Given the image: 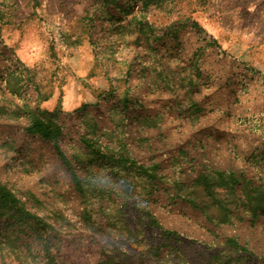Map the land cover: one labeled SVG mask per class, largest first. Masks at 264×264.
I'll use <instances>...</instances> for the list:
<instances>
[{
	"label": "rangeland",
	"instance_id": "374dc122",
	"mask_svg": "<svg viewBox=\"0 0 264 264\" xmlns=\"http://www.w3.org/2000/svg\"><path fill=\"white\" fill-rule=\"evenodd\" d=\"M0 184V264H264V0H0Z\"/></svg>",
	"mask_w": 264,
	"mask_h": 264
},
{
	"label": "trees",
	"instance_id": "16d2710c",
	"mask_svg": "<svg viewBox=\"0 0 264 264\" xmlns=\"http://www.w3.org/2000/svg\"><path fill=\"white\" fill-rule=\"evenodd\" d=\"M46 115H52L53 112L49 111H41ZM26 132L30 134H36L42 139L51 140L52 137L58 135L59 129L53 126L46 118L44 117H35L27 126L24 128ZM85 146H88V142L83 143ZM55 149L57 154L60 156V159L64 163V165L68 166V160L64 156L63 152L60 150L59 146L56 144ZM127 161L128 159H124ZM74 177V176H73ZM0 211L9 213L13 215V217L17 218L19 222L24 223L28 226V228L34 233L36 238L40 240L43 244L46 241H49V232L46 229V223L38 217L37 215L31 213L28 209H26L18 200L15 198L13 193L2 186L0 184Z\"/></svg>",
	"mask_w": 264,
	"mask_h": 264
}]
</instances>
